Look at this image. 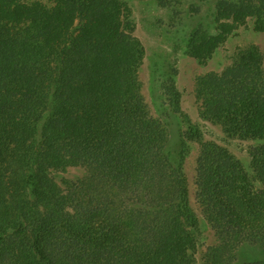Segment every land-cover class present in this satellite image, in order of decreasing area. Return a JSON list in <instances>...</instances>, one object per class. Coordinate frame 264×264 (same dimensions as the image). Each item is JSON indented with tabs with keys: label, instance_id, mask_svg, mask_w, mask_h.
Returning a JSON list of instances; mask_svg holds the SVG:
<instances>
[{
	"label": "trees",
	"instance_id": "1",
	"mask_svg": "<svg viewBox=\"0 0 264 264\" xmlns=\"http://www.w3.org/2000/svg\"><path fill=\"white\" fill-rule=\"evenodd\" d=\"M0 0V264H196L198 219L184 161L200 144L197 199L214 231L205 264H264V69L252 46L220 73L198 76L203 118L254 140L252 175L225 147L180 129V93L151 116L137 70L143 48L118 0ZM204 1V0H202ZM214 32L187 34L208 60L227 19L254 18L264 0H217ZM82 168L62 179L55 172ZM252 248V249H251ZM255 250V255L243 252Z\"/></svg>",
	"mask_w": 264,
	"mask_h": 264
},
{
	"label": "rangeland",
	"instance_id": "2",
	"mask_svg": "<svg viewBox=\"0 0 264 264\" xmlns=\"http://www.w3.org/2000/svg\"><path fill=\"white\" fill-rule=\"evenodd\" d=\"M25 3H40L53 6L47 0H23ZM122 10V19L132 26V36L143 48V59L137 70L141 84L140 94L151 116L160 118L170 109L168 97L163 92L160 79L170 74L180 93L179 114L180 129L186 131L189 126L197 129L201 138L225 147L246 171L252 175L250 150L259 142L230 137L218 123L211 122L201 115V104L196 95L195 81L207 72L220 73L238 60L240 52L255 46L262 57L264 69V33L254 28V18L244 20L227 19L223 23L230 25L231 31L211 57L200 62L188 53L187 34L199 24L208 26L214 32L217 16V0H118ZM200 144L188 141V154L184 161V171L188 184L189 203L198 219L196 228V264H205V254L216 243L213 229L209 225L203 209L197 199L196 160ZM82 168L69 167L65 172L53 173L60 183L62 179H78L84 175ZM252 249V248H251ZM246 255H255V250H243Z\"/></svg>",
	"mask_w": 264,
	"mask_h": 264
}]
</instances>
